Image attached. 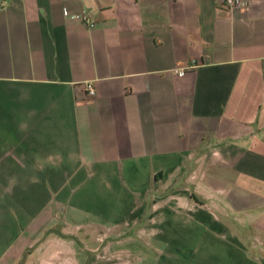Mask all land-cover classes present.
<instances>
[{"label":"crops","instance_id":"crops-1","mask_svg":"<svg viewBox=\"0 0 264 264\" xmlns=\"http://www.w3.org/2000/svg\"><path fill=\"white\" fill-rule=\"evenodd\" d=\"M248 1L0 0V264H264Z\"/></svg>","mask_w":264,"mask_h":264},{"label":"built area","instance_id":"built-area-1","mask_svg":"<svg viewBox=\"0 0 264 264\" xmlns=\"http://www.w3.org/2000/svg\"><path fill=\"white\" fill-rule=\"evenodd\" d=\"M248 2V0H222L223 5L229 10L244 7L248 4ZM72 17L81 20L82 22L86 23L89 27L94 26V22L92 21L90 14L85 11H82L78 14H74L72 15ZM193 66L194 64L191 63L188 64L186 67L179 68V75H183L186 69L192 68ZM85 89L87 90V93L89 95L95 94V88L90 82L85 83Z\"/></svg>","mask_w":264,"mask_h":264},{"label":"rangeland","instance_id":"rangeland-1","mask_svg":"<svg viewBox=\"0 0 264 264\" xmlns=\"http://www.w3.org/2000/svg\"><path fill=\"white\" fill-rule=\"evenodd\" d=\"M238 226H239V225H238ZM238 226H237V227H238ZM240 227H242V225H241ZM246 227H248V226H247V224L245 223V225L243 226V230H245ZM244 235H245V234H244ZM241 238H242V242H243L244 246H246V248H247V249L245 250L246 255L252 257L253 255L258 254V251L255 250L256 247L250 245V244H252V243H250L251 241L249 242V239H247V237L242 236ZM250 238H251V237H250Z\"/></svg>","mask_w":264,"mask_h":264}]
</instances>
